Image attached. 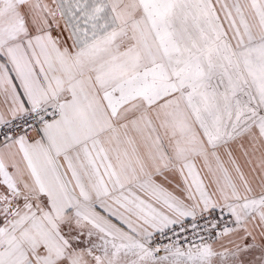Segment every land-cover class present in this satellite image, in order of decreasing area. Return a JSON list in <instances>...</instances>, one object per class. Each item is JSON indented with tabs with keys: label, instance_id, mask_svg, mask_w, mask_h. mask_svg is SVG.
<instances>
[{
	"label": "snow or ice",
	"instance_id": "6c2138e0",
	"mask_svg": "<svg viewBox=\"0 0 264 264\" xmlns=\"http://www.w3.org/2000/svg\"><path fill=\"white\" fill-rule=\"evenodd\" d=\"M0 264H264V0H0Z\"/></svg>",
	"mask_w": 264,
	"mask_h": 264
}]
</instances>
